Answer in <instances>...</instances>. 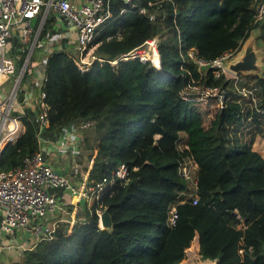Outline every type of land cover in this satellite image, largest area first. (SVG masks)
Listing matches in <instances>:
<instances>
[{
  "label": "trees",
  "instance_id": "trees-1",
  "mask_svg": "<svg viewBox=\"0 0 264 264\" xmlns=\"http://www.w3.org/2000/svg\"><path fill=\"white\" fill-rule=\"evenodd\" d=\"M108 6L111 16L93 41L103 60L81 71L75 49L51 45L41 103L50 130L93 127L82 134L86 148L77 157L91 159L100 143L90 167L75 158L77 177L87 173L94 184L127 165V180L115 179L99 198L112 228L98 225L92 207L70 235L67 222L54 224L18 264H181L195 238L201 258L215 264H264V157L253 148L255 137L264 138V66L261 73L216 75L217 68H199L188 55L191 49L212 60L239 50L253 29L264 51V16L254 23L252 0H109ZM51 22L47 16L43 37ZM154 34L160 68L119 58ZM193 86L218 103L207 126ZM18 120L23 129L0 149V171L39 149L37 120L25 113ZM191 162L192 178L180 172Z\"/></svg>",
  "mask_w": 264,
  "mask_h": 264
},
{
  "label": "built area",
  "instance_id": "built-area-1",
  "mask_svg": "<svg viewBox=\"0 0 264 264\" xmlns=\"http://www.w3.org/2000/svg\"><path fill=\"white\" fill-rule=\"evenodd\" d=\"M109 0H86L75 3L71 0H0V79H12V86L9 88L4 103L2 105V120L0 123V149L1 143L12 140L19 132V123L14 116L10 115L13 103L16 100L20 84L27 78L31 68V58L35 47L41 46L44 40L58 43L57 34H52L49 29L42 36L45 19L49 14H56L60 23L68 24L74 29L76 34L75 51L77 53L75 63L81 71H87L95 59L103 60L94 50L96 43H93L98 27L111 16L108 6ZM255 8L254 23L260 21L264 16V0H252ZM141 12L146 13L144 8ZM150 19L154 18V13L148 14ZM19 39V46L9 44V39L13 36ZM54 35V36H53ZM44 40L42 39V37ZM57 42V43H56ZM157 34L146 38L143 43L119 58H138L142 62H148L160 68L161 58L157 47ZM239 50L224 52L212 60L203 59L193 52L188 51V55L198 65L202 67H215V74L225 71V61L227 58L235 56ZM119 58L109 60L116 66ZM46 56H42L37 62L43 70ZM219 69V70H218ZM41 81V98L44 97ZM3 82V81H2ZM0 82V84L2 83ZM36 120L38 133L41 135L47 131L48 118L43 111L44 104L41 103ZM10 122L13 123L10 126ZM91 126V122H82V127ZM73 132V129H72ZM4 145V144H3ZM66 144L60 143L58 149L66 151ZM191 164V163H190ZM190 164H183L180 172L186 177L191 176ZM129 171L127 165L121 163L111 170L109 177L89 184L84 181L80 186L71 182L69 176L55 169L46 159L43 150H38L31 155L25 156L22 163L14 169L0 171V253L12 247L21 249L33 248L36 242L53 227H49L48 219L56 210H62V205L58 198L48 191V187H59L65 192L78 198H90L93 201V209L97 214L98 225L103 207L99 203L102 192L107 190L119 178L127 180ZM192 202L197 201V195H193ZM176 218V207L172 206L169 211L168 223L174 224ZM76 219L67 222V234L75 232ZM15 233H25L30 236L29 241L19 240ZM34 240V241H33Z\"/></svg>",
  "mask_w": 264,
  "mask_h": 264
},
{
  "label": "crops",
  "instance_id": "crops-1",
  "mask_svg": "<svg viewBox=\"0 0 264 264\" xmlns=\"http://www.w3.org/2000/svg\"><path fill=\"white\" fill-rule=\"evenodd\" d=\"M75 3H81L86 0H71ZM48 18L52 19V22L48 27H46V30L49 29L52 34H57L58 43L54 46H61L63 48H69L74 49L75 48V41H76V34L74 29H72L66 22L60 23L57 19L56 14H49ZM54 36V35H53ZM42 37V36H41ZM44 40V38L42 37ZM15 44L16 47L19 46V39L15 35L12 38L9 39V44ZM54 42H50L48 40H44L43 44L41 46H37L34 49V54L37 50L36 56L34 59L31 58V68L27 74V78L23 80L20 84V88L16 95V100L13 103V111L11 109L10 115L14 116L16 120L19 123V131L23 129L22 125L20 124L18 120L19 114L25 113L31 116L36 120V115L38 114V110L41 108V81L42 76H44V70L37 65V62L41 59L42 56L47 55L48 49L53 45ZM33 57V55H32ZM37 59V61L35 60ZM3 81V82H2ZM0 82V94H1V88L3 86H7V83H11L12 79H8L6 77L1 78ZM7 89L9 90V87L7 86ZM6 96L4 99L0 100V123L2 120V105L4 103ZM71 128L65 127L63 130H50L47 129V131L43 134H39V147L43 150L44 155L47 159L46 154V148L47 146L55 148L58 152H60L62 155L64 152L60 151L57 146L60 145L61 142L64 144L69 143L70 135L72 134ZM62 132H67V136L61 137ZM4 143H1V147ZM56 151V152H57ZM53 153V152H52ZM77 158V157H76ZM77 159H82V157H78ZM63 160V158H62ZM64 162L61 161V159L58 158V160L54 163H50L53 167L58 168L61 173L63 172L67 176L70 177L71 182L75 184L76 186H80L83 184L84 181L87 180V173H84L81 178L76 176L77 166H75V158L72 159V165L67 170V173L64 172V166L68 165L69 161L67 162L64 160ZM83 163V162H82ZM61 164V167L59 165ZM84 164V163H83ZM77 165V164H76ZM50 193H53L57 198L59 203L62 205V210H56L52 216L49 217L48 223L49 227H53L54 224L57 222H68L70 219H76L79 223H84L88 219V214L91 211V208L93 207V201L90 198H78L77 196H72L68 192H65L62 188H53L50 187L47 188ZM15 236L19 240H23L25 237L26 241H29L28 237L25 236V233H15ZM34 241V240H33ZM30 242V241H29ZM196 244L198 243L197 240H195ZM23 250L18 247H12L10 249H6L5 251H2L0 253V264H7L9 262V259L13 261L10 264H14L15 262H19L22 259L23 256ZM21 257V258H19Z\"/></svg>",
  "mask_w": 264,
  "mask_h": 264
},
{
  "label": "rangeland",
  "instance_id": "rangeland-1",
  "mask_svg": "<svg viewBox=\"0 0 264 264\" xmlns=\"http://www.w3.org/2000/svg\"><path fill=\"white\" fill-rule=\"evenodd\" d=\"M257 34H258V29L251 30L249 36L247 37V39L243 42V44L241 46V49L243 50L245 45L251 44L253 49L257 53V64L259 65L260 69L258 71H254V72L251 71L253 73H257V72L261 73V68L264 66V63H263L264 51L262 48V43H260L261 40L258 39ZM36 53H37V50H36L35 54L33 53L32 59L35 58ZM75 53H76V51H75ZM239 53H240V51L235 56H233L231 58H227V60L225 61V67L224 68H225V72L228 75H235L233 72L228 70L227 65L231 60L236 59L238 57ZM35 60L37 61V59H35ZM12 84H13V82L7 83V86L10 88L12 86ZM7 86H6V88H5V86H3L1 88V94H0L1 102L8 92ZM191 93L193 95V97H191V98H193L198 103L197 105H201L204 109L202 111V116L204 118L203 123H204V126H207L209 124L208 123L209 118L212 116L215 108L218 107V103L212 102L213 97L212 96L209 97V95L207 96V91L201 90L198 86H193V90H191ZM199 95H202V96H199ZM11 109L13 111V108H11ZM77 127H78L77 125L72 126L71 130L73 129V132L70 131L72 134L70 135L69 143L66 144L67 145L66 151L63 153V155L53 147L47 146V148H46V150H47L46 154L48 156L47 161L49 163L56 162L58 160V158L61 159V161L64 163H65L64 160H66L67 162L69 161L68 165H63L64 166L63 170L65 173H67V170L71 167L72 159L77 157V153L78 152H84V150L86 148L85 143L82 141V134L94 132L93 127H91V128L87 127L84 129H80ZM102 135H103V132H102L101 136ZM64 136H67V132L61 133V137L63 138ZM101 136H100L99 140H101ZM87 137H88V141L91 142L92 137H90V136H87ZM99 143L100 142L98 141V144ZM98 144L96 145V149L98 147ZM253 148L256 149L257 151H259L262 154V156L264 157V138H262L260 136L255 137V140L253 142ZM96 149L94 151V154H92L93 156L91 159L90 158L87 159L86 157H82V159H80V160L84 164H87L90 167L92 160H93V157L95 156ZM90 156H91V154H90ZM62 158H63V160H62ZM190 165H191V168H194L196 166V164L193 162H191ZM59 166L61 167V164ZM57 169H59L58 166H57ZM50 188L55 189V188H59V187L50 186ZM195 240H196V238L187 247L188 250H187L186 255L183 258L181 264H215L214 262H211L210 260H208L206 258H201L200 254L198 252L200 248H199L198 243L196 244ZM19 258H21V257H19ZM9 262L12 263L13 261H11L9 259ZM9 262L7 264H10ZM19 262H15L14 264H18Z\"/></svg>",
  "mask_w": 264,
  "mask_h": 264
},
{
  "label": "water",
  "instance_id": "water-1",
  "mask_svg": "<svg viewBox=\"0 0 264 264\" xmlns=\"http://www.w3.org/2000/svg\"><path fill=\"white\" fill-rule=\"evenodd\" d=\"M228 70L237 73H251V71H258L259 65L257 64V53L253 49L251 44L245 45L244 49L240 50L238 57L231 60L227 65ZM263 67L261 68V72ZM252 72V73H253ZM258 73V72H257ZM101 228L111 229L112 228V218L108 207H105L100 215Z\"/></svg>",
  "mask_w": 264,
  "mask_h": 264
},
{
  "label": "bare ground",
  "instance_id": "bare-ground-1",
  "mask_svg": "<svg viewBox=\"0 0 264 264\" xmlns=\"http://www.w3.org/2000/svg\"><path fill=\"white\" fill-rule=\"evenodd\" d=\"M9 124H10V126H12V125H13V123H12V122H10ZM54 168H55V167H54ZM55 169H57V168H55Z\"/></svg>",
  "mask_w": 264,
  "mask_h": 264
},
{
  "label": "clouds",
  "instance_id": "clouds-1",
  "mask_svg": "<svg viewBox=\"0 0 264 264\" xmlns=\"http://www.w3.org/2000/svg\"><path fill=\"white\" fill-rule=\"evenodd\" d=\"M242 46V45H241ZM240 49H241V47H240ZM240 226H242V225H240ZM242 228V227H241Z\"/></svg>",
  "mask_w": 264,
  "mask_h": 264
}]
</instances>
